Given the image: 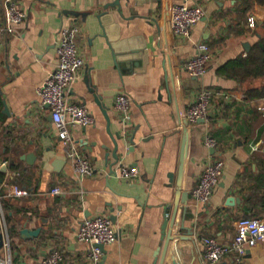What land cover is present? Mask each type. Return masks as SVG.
Listing matches in <instances>:
<instances>
[{
  "label": "crops",
  "instance_id": "1",
  "mask_svg": "<svg viewBox=\"0 0 264 264\" xmlns=\"http://www.w3.org/2000/svg\"><path fill=\"white\" fill-rule=\"evenodd\" d=\"M121 6L119 11V5ZM1 6L3 0H0ZM198 5L202 19L187 37L170 25L171 8ZM26 19L6 28L0 16V172L29 190L3 212L17 225L11 264H39L53 252L60 264H92L80 224L107 217L116 240L99 264H211L203 237L231 245L242 218L264 220V0H21ZM3 8V6H2ZM3 10V9H2ZM78 26L84 60L66 92L86 106L92 124L68 129L75 150L92 167L79 177L59 140L50 108L37 89L56 68L58 33ZM211 59L205 75L189 77L196 44ZM200 89L211 92L207 119L185 113ZM130 100V119L115 108ZM216 144L208 147L206 139ZM223 172L208 203L192 190L208 162ZM121 166L137 176H119ZM0 188V189H1ZM60 188L59 194H53ZM39 229L36 238L18 232ZM8 231V230H7ZM1 251V249H0ZM229 252L212 264H236ZM240 264H264V242Z\"/></svg>",
  "mask_w": 264,
  "mask_h": 264
},
{
  "label": "built area",
  "instance_id": "2",
  "mask_svg": "<svg viewBox=\"0 0 264 264\" xmlns=\"http://www.w3.org/2000/svg\"><path fill=\"white\" fill-rule=\"evenodd\" d=\"M3 18L6 28L22 23L27 13L21 5V0H3ZM203 17V10L198 5L188 6L178 4L171 8L170 25L173 32L178 36L187 37L193 25ZM80 32L78 26L62 27L58 33L56 53L58 62L56 68L51 72L43 84L37 89L41 102L50 108V116L57 129V135L64 145L69 146L67 154L75 173L79 177L91 175L93 170L90 162L79 152L71 142L68 129L70 126L86 127L92 124V116L85 105L70 102L66 95L70 85L76 80L77 72L84 65L80 56L76 37ZM195 54L189 58L184 69L189 77L200 79L207 70L211 59V53L206 43L196 44ZM211 92L200 89L195 101L186 110V117L191 124H196L202 119H207ZM115 108L121 113L123 122L130 119V100L124 94L116 98ZM264 111V108H261ZM208 147H213L216 142L208 137L205 141ZM224 163L217 159L206 164L203 175L192 195L198 203H208L214 188L222 176ZM119 176L124 179H132L137 176L136 168L121 166ZM60 188H54L53 194H59ZM29 190L21 188L16 184L10 185L5 195H0V234L2 236V248L0 251V264H11L10 239L8 228L5 222V215L2 207L3 197H27ZM78 242L88 243L91 250L88 257L92 264H99L102 257V250L97 247L113 243L116 240V232L112 229L111 222L107 217L97 216L85 219L79 226L76 234ZM204 257L209 263L220 261L229 252L237 253L236 264H240L248 249L253 248L259 242H264V220L259 218H242L238 221L237 233L231 245H225L214 238L203 237ZM62 261L59 252H53L43 258L39 264H60Z\"/></svg>",
  "mask_w": 264,
  "mask_h": 264
},
{
  "label": "trees",
  "instance_id": "3",
  "mask_svg": "<svg viewBox=\"0 0 264 264\" xmlns=\"http://www.w3.org/2000/svg\"><path fill=\"white\" fill-rule=\"evenodd\" d=\"M2 6H1V2H0V16L3 14V10H2ZM264 49V42L263 44L261 45L260 49ZM264 63V62H263ZM258 96L259 97H264V90L263 91H260L258 93ZM9 183L7 178L5 177V174L3 172H0V188L3 184H7ZM0 195H3V192H2V188L0 189ZM8 201L9 200H6V199H2V204H3V207L4 209L8 207ZM6 220H7V223H8V233L10 234L11 237L14 236V234L16 233V228H17V225L14 224L13 220L11 217L8 216V214H6Z\"/></svg>",
  "mask_w": 264,
  "mask_h": 264
},
{
  "label": "water",
  "instance_id": "4",
  "mask_svg": "<svg viewBox=\"0 0 264 264\" xmlns=\"http://www.w3.org/2000/svg\"><path fill=\"white\" fill-rule=\"evenodd\" d=\"M117 5H119V11L121 10V6L119 4V1L116 2ZM39 233V229L36 230H30L27 228H23L21 230H19L18 235L22 238V239H27V238H36L38 236ZM100 249L103 250V246L99 245L97 246ZM2 248V236L0 234V249Z\"/></svg>",
  "mask_w": 264,
  "mask_h": 264
}]
</instances>
